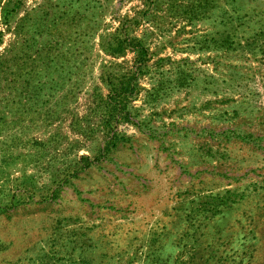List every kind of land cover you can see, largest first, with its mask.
<instances>
[{"label":"rangeland","instance_id":"1","mask_svg":"<svg viewBox=\"0 0 264 264\" xmlns=\"http://www.w3.org/2000/svg\"><path fill=\"white\" fill-rule=\"evenodd\" d=\"M0 264H264V0H0Z\"/></svg>","mask_w":264,"mask_h":264},{"label":"trees","instance_id":"2","mask_svg":"<svg viewBox=\"0 0 264 264\" xmlns=\"http://www.w3.org/2000/svg\"><path fill=\"white\" fill-rule=\"evenodd\" d=\"M124 42V41H123ZM127 45V44H126ZM125 45V42L124 43H119L118 45H117V49H109L111 52H113V53H116V52H118V51H121L124 47L123 46H126ZM108 78V80H107V82H108V84H109V86H110V92H112L113 91V86H114V90H117L116 88H115V85H113V82H112V78L113 77H107ZM114 95H115V97L116 96H118L119 95V93H114ZM129 96H131V95H129ZM109 99H110V97H109ZM115 102V101H114ZM116 103V102H115Z\"/></svg>","mask_w":264,"mask_h":264}]
</instances>
